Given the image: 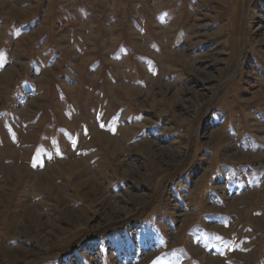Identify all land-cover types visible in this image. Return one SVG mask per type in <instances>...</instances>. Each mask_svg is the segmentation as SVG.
Masks as SVG:
<instances>
[{
  "label": "rangeland",
  "instance_id": "rangeland-1",
  "mask_svg": "<svg viewBox=\"0 0 264 264\" xmlns=\"http://www.w3.org/2000/svg\"><path fill=\"white\" fill-rule=\"evenodd\" d=\"M0 264H264V0H0Z\"/></svg>",
  "mask_w": 264,
  "mask_h": 264
},
{
  "label": "bare ground",
  "instance_id": "bare-ground-1",
  "mask_svg": "<svg viewBox=\"0 0 264 264\" xmlns=\"http://www.w3.org/2000/svg\"><path fill=\"white\" fill-rule=\"evenodd\" d=\"M74 164H76V162H73V164H70V165H74Z\"/></svg>",
  "mask_w": 264,
  "mask_h": 264
}]
</instances>
